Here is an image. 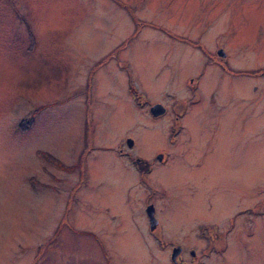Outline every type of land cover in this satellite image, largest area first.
<instances>
[{"label": "rangeland", "instance_id": "374dc122", "mask_svg": "<svg viewBox=\"0 0 264 264\" xmlns=\"http://www.w3.org/2000/svg\"><path fill=\"white\" fill-rule=\"evenodd\" d=\"M176 245L264 264V0H0V264Z\"/></svg>", "mask_w": 264, "mask_h": 264}, {"label": "water", "instance_id": "95a60500", "mask_svg": "<svg viewBox=\"0 0 264 264\" xmlns=\"http://www.w3.org/2000/svg\"><path fill=\"white\" fill-rule=\"evenodd\" d=\"M150 111L152 115L156 116V115L162 114L165 111V107L161 103H154L153 105L150 106ZM131 143H132V140L128 138L127 144L130 145ZM149 216H150V219L152 220L153 216L151 213L149 214ZM172 252H173V255H175V253L178 252V248L174 249Z\"/></svg>", "mask_w": 264, "mask_h": 264}, {"label": "flooded vegetation", "instance_id": "af4514ba", "mask_svg": "<svg viewBox=\"0 0 264 264\" xmlns=\"http://www.w3.org/2000/svg\"><path fill=\"white\" fill-rule=\"evenodd\" d=\"M193 79H194V77H193ZM166 112V111H165ZM180 114V113H179ZM178 114V115H179ZM177 117V116H176ZM118 151L119 152H124L123 151V148L121 147V146H118ZM133 157V156H132ZM134 159H132V161L133 162H136V161H140L139 160V158H137V157H133ZM177 246V248H178V255H177V260L179 261V254H180V252H181V246L180 245H176ZM173 248H175V246L173 247ZM172 248V249H173ZM190 254H192L193 256H195V252L194 251H190ZM179 264H188L187 262H185V261H179ZM195 264V263H194Z\"/></svg>", "mask_w": 264, "mask_h": 264}, {"label": "bare ground", "instance_id": "6f19581e", "mask_svg": "<svg viewBox=\"0 0 264 264\" xmlns=\"http://www.w3.org/2000/svg\"><path fill=\"white\" fill-rule=\"evenodd\" d=\"M219 53H220L221 56L224 55V53H223L222 51H219ZM149 110H150V108H149ZM150 113H151V111H150ZM151 115H152V113H151ZM152 116H153V115H152ZM127 139H128V138H127ZM127 139H126V144H127ZM132 144H133V141H132V143H131L130 145L127 144V146H131ZM150 224H151V223H150ZM149 227H150V228L153 227V224L149 225ZM177 255H178V252L175 253V255H173V252L171 253V260H172L173 263H176L175 258H176Z\"/></svg>", "mask_w": 264, "mask_h": 264}]
</instances>
